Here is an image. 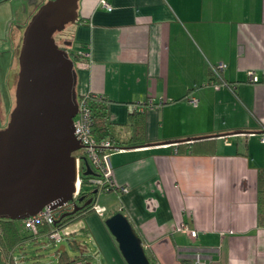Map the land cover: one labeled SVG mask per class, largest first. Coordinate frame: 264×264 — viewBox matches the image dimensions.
Instances as JSON below:
<instances>
[{
  "label": "crops",
  "instance_id": "1",
  "mask_svg": "<svg viewBox=\"0 0 264 264\" xmlns=\"http://www.w3.org/2000/svg\"><path fill=\"white\" fill-rule=\"evenodd\" d=\"M45 1L0 0V54L6 38L23 40ZM106 1L111 10L78 0L67 47L90 57L76 59V92L109 100L118 137H131L133 120L144 133L111 152L116 189L95 198L105 215L68 227L80 250L66 264H128L106 225L116 212L137 230L150 264H192L197 253L207 264H264V0ZM148 101L143 116L131 115ZM83 233L95 250L77 240ZM1 248L8 260L16 249Z\"/></svg>",
  "mask_w": 264,
  "mask_h": 264
},
{
  "label": "water",
  "instance_id": "2",
  "mask_svg": "<svg viewBox=\"0 0 264 264\" xmlns=\"http://www.w3.org/2000/svg\"><path fill=\"white\" fill-rule=\"evenodd\" d=\"M77 21L78 0H47L25 28L15 107L0 130V219L24 220L56 210L77 192L73 153L82 148L74 129L77 71L55 40ZM85 166V174L92 175ZM81 208L76 205L61 219ZM106 225L128 264H150L140 235L123 213L109 217Z\"/></svg>",
  "mask_w": 264,
  "mask_h": 264
},
{
  "label": "trees",
  "instance_id": "3",
  "mask_svg": "<svg viewBox=\"0 0 264 264\" xmlns=\"http://www.w3.org/2000/svg\"><path fill=\"white\" fill-rule=\"evenodd\" d=\"M70 57L73 59L74 63L76 64V59L79 60V54H69ZM218 81V80H217ZM220 83V82H219ZM221 83H227L228 86L233 87L234 83H229L225 81H221ZM78 99L81 97L78 96ZM87 104L89 110L91 112L93 118V126H92V140L101 143L103 141L109 140L111 144L116 148H124L128 146H134L139 140H142L144 128L140 126L137 120H133L131 123L132 135L129 138L128 136L125 137H118V134L115 132V127L111 123L110 115H109V107L110 102L107 99L101 98L99 96H89L87 99ZM148 102L145 104V108L138 110L135 109L131 115L133 117H137L139 115L143 116V112L147 110ZM87 184V178L83 180V186L81 190V194L78 198V204L82 208L74 214L67 216L63 219L61 217L65 213H61L59 216V220L53 226L47 224H40L38 225V233L33 234L29 230L26 229L24 225V220H10V219H0V244L3 249L10 253L11 250L20 246L26 241L27 239H33L34 242L38 243V238L40 236H46L49 239L51 238L50 235L52 234L53 229L58 228L59 230H63L68 225L72 224L73 222L82 219L83 217L91 214L94 212L93 204L95 203V198L99 192H110L113 189L103 188L99 189L97 187L93 188L90 192L84 191V185ZM97 191V193H94ZM258 195H259V211H258V224L260 227H264V169L259 172L258 176ZM82 198V200H80ZM92 199V203L89 205H85V203ZM73 211V210H72ZM71 212V211H70ZM119 213V212H116ZM114 213V214H116ZM113 214V215H114ZM127 217V216H126ZM128 218V217H127ZM129 219V218H128ZM55 226V227H54ZM70 237V235L68 236ZM54 243L53 240L50 239ZM72 250L77 252L80 250V245L76 240L68 239ZM59 264H66L69 262L70 257L66 253V250H59ZM83 255H77L74 258H83ZM11 264H14L12 259Z\"/></svg>",
  "mask_w": 264,
  "mask_h": 264
},
{
  "label": "built area",
  "instance_id": "4",
  "mask_svg": "<svg viewBox=\"0 0 264 264\" xmlns=\"http://www.w3.org/2000/svg\"><path fill=\"white\" fill-rule=\"evenodd\" d=\"M101 4L109 10L112 9L106 0H101ZM79 55L83 58H89L90 52H81ZM223 66L224 65L221 64L220 67L222 68ZM253 74L254 73H250V78L256 81L257 78ZM89 96L94 95H85L81 96V99H78V112L74 118L75 137L82 145L81 149L73 153V155L76 157L77 163V192L74 194L73 200L66 203L63 207H60L56 210L45 209L36 216L24 219V225L26 229L33 234L38 233V225L47 224L53 226L59 220L61 213L72 211L75 208L79 195L81 194L84 178H87V184L92 185L93 188L97 187L99 189H116V185L112 176L110 155L112 151H123L124 149L114 147L109 140L103 141L101 143H97L92 140L93 118L87 104V99ZM190 103L196 106L197 100L195 98H191ZM148 105L153 106V102L148 101ZM262 141L264 142V139H262ZM86 162L93 171L92 175L85 174L87 170V167L85 166ZM126 190V188L122 189V191ZM93 210L101 216L105 215V212L96 203L93 204ZM180 231L188 234L192 239H197L199 237L198 231L191 229L187 225H182L180 227ZM50 237L54 243H59L61 240H63L61 230L56 227L53 229ZM192 264L207 263L203 260V256L200 253H197L194 256V261Z\"/></svg>",
  "mask_w": 264,
  "mask_h": 264
},
{
  "label": "rangeland",
  "instance_id": "5",
  "mask_svg": "<svg viewBox=\"0 0 264 264\" xmlns=\"http://www.w3.org/2000/svg\"><path fill=\"white\" fill-rule=\"evenodd\" d=\"M39 5V4H38ZM23 10L30 9V5L28 2L23 1L22 2ZM71 27V24H68L66 28L60 32L56 33L55 37L57 40L58 44H63L64 39H66L69 35V29ZM93 190V186L90 184H85L84 185V191L85 192H90ZM20 221V220H17ZM80 221L77 220L75 223L76 228H80ZM72 223L68 225L66 228L61 230V234L63 236V240L59 243H53L50 241V239L46 236H40L38 238V243L34 242L33 239H27L24 241L20 247H17L14 252L12 257H10V260L5 258V254L0 246V264H8L11 263L12 259L18 260L20 263L24 264H50V263H55L57 260H59V250L61 249L62 246L65 247L66 253L70 256H74V252L72 250V247L70 245V242L67 240V237L70 235L71 231L68 228L69 226L75 224ZM72 228H75V226ZM86 234L83 233V239L77 238V240H83V245L87 242V237H85ZM88 245H84L87 247L90 251V249H94L93 244L87 243ZM1 245V244H0Z\"/></svg>",
  "mask_w": 264,
  "mask_h": 264
},
{
  "label": "flooded vegetation",
  "instance_id": "6",
  "mask_svg": "<svg viewBox=\"0 0 264 264\" xmlns=\"http://www.w3.org/2000/svg\"><path fill=\"white\" fill-rule=\"evenodd\" d=\"M39 2L40 1H37L35 6H37ZM22 42L23 40L15 42L10 37L3 41L6 48L0 54V130L8 126L11 113L15 107L16 87L20 71L19 57L22 49ZM58 46L69 53L66 39H64L63 44H58ZM79 205L82 204L79 203ZM68 212L70 211L66 213Z\"/></svg>",
  "mask_w": 264,
  "mask_h": 264
}]
</instances>
